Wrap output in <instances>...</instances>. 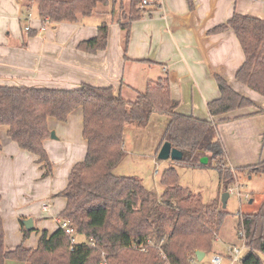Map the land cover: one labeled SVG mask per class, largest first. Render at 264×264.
<instances>
[{"label": "trees", "instance_id": "16d2710c", "mask_svg": "<svg viewBox=\"0 0 264 264\" xmlns=\"http://www.w3.org/2000/svg\"><path fill=\"white\" fill-rule=\"evenodd\" d=\"M143 1L35 0L43 23L74 24L99 17L97 37L80 46L88 53L107 48L108 19L112 16L125 32L127 48L132 24L159 5L146 6ZM188 2L193 8V0ZM229 29L234 30L245 54L237 80L264 97V19L235 15L210 33ZM217 83L221 97L208 103L209 119L172 111L168 78L150 82L136 100L115 95L112 87L86 84L72 90L0 85V153L5 129L10 140L38 157L44 177L51 176L52 163L44 146L51 136L49 120L66 122L78 108L84 112L83 136L87 141L85 160L75 165L67 188L56 196L67 201L60 218L69 223L73 235L63 229L52 235L45 231L38 248L21 245L8 251L0 214V264L7 260L22 264H196L197 252L213 253L229 216L216 199L205 203L201 193L181 186L175 167L162 173L159 197L147 190L139 177L117 176L115 171L126 157V131L131 127L143 131L158 115L168 119L160 148L169 142L184 153V159L173 161L174 165L215 169L227 193L242 176H264V161L236 169L229 166L219 126L231 120L227 115L256 105L224 78L217 77ZM257 114L263 115L264 110ZM204 157L209 158L207 165L201 163ZM254 211L239 214L236 230L238 235L246 234L248 251L241 264H264V199ZM20 226L26 241L35 230H27L22 219ZM77 235L86 240L73 242Z\"/></svg>", "mask_w": 264, "mask_h": 264}, {"label": "crops", "instance_id": "0c3cea01", "mask_svg": "<svg viewBox=\"0 0 264 264\" xmlns=\"http://www.w3.org/2000/svg\"><path fill=\"white\" fill-rule=\"evenodd\" d=\"M193 2L191 8L188 0H161L132 24L127 48L125 32L112 16L107 48L88 53L80 46L97 37L99 19L43 23L37 10L30 13L37 7L35 0H0V85L72 90L86 84L112 87L115 95L136 100L150 82L168 78L171 110L209 119L208 103L221 97L217 77H222L256 105L227 115L231 120L219 126L228 164L232 169L258 164L264 161V114H257L264 110V97L236 78L245 54L234 30L210 31L235 15L264 19V0ZM83 128L82 108L66 122L49 120V129L57 137L50 136L44 144L53 168L49 177H44L36 155L10 140L5 129L1 132L0 214L8 251L21 245L36 249L42 233L52 235L59 229L57 220L67 201L56 196L67 188L75 165L85 160ZM44 203L50 204L48 213L42 210ZM254 203L251 200L247 208ZM21 219L34 220L35 232L26 241Z\"/></svg>", "mask_w": 264, "mask_h": 264}, {"label": "rangeland", "instance_id": "374dc122", "mask_svg": "<svg viewBox=\"0 0 264 264\" xmlns=\"http://www.w3.org/2000/svg\"><path fill=\"white\" fill-rule=\"evenodd\" d=\"M37 10L35 6L32 15ZM100 18L95 16L92 19L87 18V21H93ZM168 119L164 116H153L149 126L138 131L135 128H129L125 134V151L126 157L123 163L116 169L117 176L139 177L145 188L158 197L163 192L161 184L162 173L171 167H175L179 174V182L181 186L189 189L194 194L201 193L205 203L217 200L221 207L229 213L227 220L224 222L220 233L214 243V251L205 256V258L196 264H214L213 259L219 256L222 259L221 264H241L240 259L248 253L245 248V236L237 234V226L240 221L239 214L248 212L249 210L258 209V204L264 199V176H242L236 184L230 185L228 191L230 197L223 205L225 185L221 182L220 176L215 169H189L174 165L171 160H159L156 150L158 144L162 142V137L166 129ZM158 147L157 152L162 148ZM160 148V149H159ZM264 158V157H263ZM254 200L252 207L250 201ZM251 211V212H253ZM255 212V211H254ZM77 242H84L86 239L83 236H76ZM32 240L36 237L33 235ZM234 248L240 249V255H235ZM264 260V255L261 254ZM6 264H22L17 261L7 260ZM102 264H105L103 262Z\"/></svg>", "mask_w": 264, "mask_h": 264}, {"label": "water", "instance_id": "95a60500", "mask_svg": "<svg viewBox=\"0 0 264 264\" xmlns=\"http://www.w3.org/2000/svg\"><path fill=\"white\" fill-rule=\"evenodd\" d=\"M51 138L52 139H56V135L54 132L51 133ZM158 159L161 160V161H168V160H171V161H176V162H180L184 159V153L178 149H174L172 148V145L169 143V142H166L163 144L162 148L160 149L159 151V154H158ZM209 162V158L208 157H204L201 159V163L203 165H207ZM229 199V193H226L224 195V198H223V205L226 206V203ZM41 216H44V218H46V220H48V223H51V221L45 217V215H41ZM37 220L35 219V222ZM25 223V226H26V229L29 230V231H33L34 230V220L33 219H28ZM197 255V258H198V261L201 262L206 254L203 253V252H197L196 253Z\"/></svg>", "mask_w": 264, "mask_h": 264}, {"label": "built area", "instance_id": "2783aa9c", "mask_svg": "<svg viewBox=\"0 0 264 264\" xmlns=\"http://www.w3.org/2000/svg\"><path fill=\"white\" fill-rule=\"evenodd\" d=\"M160 1H161V0H144V1H143V4L146 5V6H149V5H152L154 2H158V4H160ZM27 30H30V28H27ZM42 210H43L45 213H48L49 210H50V204H49V203H44V204L42 205ZM57 222H58V225H59V229H63V230H65L66 234H68V235H70V236L73 235L74 231H73V229L70 228L69 223H68L67 221L62 220V219L60 218V219L57 220ZM241 234H243V233H241ZM241 234H240V235H241ZM73 242H75V241L73 240ZM244 246H245V245H244ZM245 248H246V246H245ZM233 252H234V254L237 255V256L240 255V249H238V248H234V249H233ZM213 262H214V264H221V263H222V259H221L219 256H216V257L213 259Z\"/></svg>", "mask_w": 264, "mask_h": 264}]
</instances>
